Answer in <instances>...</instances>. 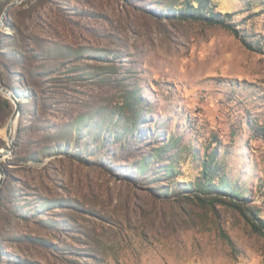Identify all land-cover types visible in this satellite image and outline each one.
<instances>
[{
  "label": "rangeland",
  "instance_id": "rangeland-1",
  "mask_svg": "<svg viewBox=\"0 0 264 264\" xmlns=\"http://www.w3.org/2000/svg\"><path fill=\"white\" fill-rule=\"evenodd\" d=\"M0 80V264H264V0H24Z\"/></svg>",
  "mask_w": 264,
  "mask_h": 264
},
{
  "label": "water",
  "instance_id": "water-1",
  "mask_svg": "<svg viewBox=\"0 0 264 264\" xmlns=\"http://www.w3.org/2000/svg\"><path fill=\"white\" fill-rule=\"evenodd\" d=\"M24 0H12L10 3H8L1 15H0V30L3 26L6 25V20L8 18L9 11L21 4ZM0 91L1 93L11 101V103L14 104V108L12 111V114L10 116V119L8 120L6 126H7V133H8V138L6 140V145L2 148H0V193H1V187L5 181L6 175H7V170L3 166L1 160L8 155L12 154L13 152V147H14V131H15V126H13V122L17 121V117L20 113L21 106H20V100L22 98V95L25 96L26 98L29 97L28 91H23L19 92L16 89H9L6 86H4L0 80Z\"/></svg>",
  "mask_w": 264,
  "mask_h": 264
},
{
  "label": "trees",
  "instance_id": "trees-1",
  "mask_svg": "<svg viewBox=\"0 0 264 264\" xmlns=\"http://www.w3.org/2000/svg\"><path fill=\"white\" fill-rule=\"evenodd\" d=\"M184 17L186 18H193V19H197V20H202V21H206L208 23H211V24H222L224 25L225 27H228V28H231L233 29V31H236L233 27H231L227 22H225V20H220L218 19L215 15L213 14H208V15H204L202 14V12L200 11H193L192 14H186L184 15ZM26 78H22V85H24V83L26 84ZM23 91V90H22ZM7 102V100H6ZM213 161V157H207L203 162H202V168H201V178L199 179V181L197 182L196 184V189H203V186L208 183H212L211 182V177L213 175V168L210 167V163ZM213 186V185H212ZM196 196L198 198H201L199 195L196 194ZM251 219V218H250ZM248 219L251 224V226L253 227V229L257 232H259L261 235L264 236V230L262 229V227L257 224L255 221H252Z\"/></svg>",
  "mask_w": 264,
  "mask_h": 264
},
{
  "label": "bare ground",
  "instance_id": "bare-ground-1",
  "mask_svg": "<svg viewBox=\"0 0 264 264\" xmlns=\"http://www.w3.org/2000/svg\"><path fill=\"white\" fill-rule=\"evenodd\" d=\"M14 105V104H13ZM16 123H17V121L15 122H13V126H15L16 127ZM5 138H6V140H7V138H8V133H7V126H6V136H5Z\"/></svg>",
  "mask_w": 264,
  "mask_h": 264
}]
</instances>
